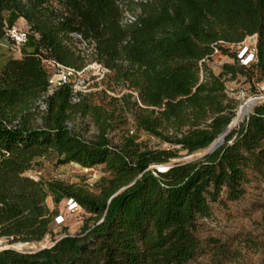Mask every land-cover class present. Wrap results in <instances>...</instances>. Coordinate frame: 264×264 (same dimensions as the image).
<instances>
[{"label": "trees", "instance_id": "1", "mask_svg": "<svg viewBox=\"0 0 264 264\" xmlns=\"http://www.w3.org/2000/svg\"><path fill=\"white\" fill-rule=\"evenodd\" d=\"M123 2L0 0V41L20 18L28 31L21 55L0 64V238L38 243L51 235L57 211L49 196L73 199L87 214L77 233L50 246L1 249L0 264H189L201 249L198 221L213 204L241 199L255 178L264 203V100L215 151L171 162L207 149L234 117L225 79L242 75L254 93L264 83V0ZM251 35L256 59L241 65L228 45ZM215 50L234 60L218 73L208 66ZM87 59L105 70L97 102L71 83L46 93L45 62L83 71ZM112 86L126 91L110 96ZM130 117L135 132L112 144L108 133ZM75 118H88L96 135L74 130ZM139 131L168 147L137 141ZM47 154L56 165H103L108 175L92 189L27 174Z\"/></svg>", "mask_w": 264, "mask_h": 264}, {"label": "rangeland", "instance_id": "2", "mask_svg": "<svg viewBox=\"0 0 264 264\" xmlns=\"http://www.w3.org/2000/svg\"><path fill=\"white\" fill-rule=\"evenodd\" d=\"M124 4H130V0H123ZM126 19H132L129 14H125ZM19 19L11 26L23 27L27 29L26 23H21ZM253 41L249 38L245 39L242 45L244 48H250ZM25 47V45L23 46ZM228 48L236 50V47L228 45ZM22 47L18 48L9 40L0 41V64L9 58H18L21 55ZM231 49V50H232ZM89 50V49H87ZM86 53V51H85ZM87 65L76 81V87L87 93H92L93 99L97 102L101 91L107 90V79L104 76L105 70L95 62L86 60ZM234 60L227 54L215 52L208 66L214 73L221 70L223 64H233ZM225 86L228 95L236 102L235 115L238 109L247 101L252 102L250 111L244 115V121L251 113L253 107L264 100L263 85H256L257 93L249 82L242 75H237L233 80L225 79ZM113 91H107L110 96H119L126 90L120 87L112 86ZM42 108V105H40ZM234 115V116H235ZM39 120L35 118V123ZM69 125L79 132L84 138H91L96 135V127L88 118H75L69 122ZM134 131L132 118H128L125 126L110 131L108 138L112 144H117L119 138L124 132ZM137 141H142L148 146L167 148V144L157 141L153 137H149L144 132H136ZM205 150H200L191 155H185L180 152L181 157L173 159L171 162L186 161L199 157ZM54 156L47 154L40 159V167L33 169L27 174L37 173V176L45 179H58L68 183H84L93 189V184L99 178L107 176L103 165H96L92 168H84L76 163H67L64 165H56ZM164 165H158L156 168ZM263 183L259 178H255L246 185L245 194L236 201H225L220 204L212 205V215L210 218H201L198 221V229L196 235L200 241V252L189 264H264V203L262 200ZM46 204L51 210L57 211V214L63 217V221L53 225V232L47 235L38 243H24L18 246V243L8 244L3 238H0V247L9 246L17 251H32L41 247L48 246L52 239H57L63 234L77 233L87 214L80 209L74 213L65 211V199L55 202L51 196L47 197ZM222 246L224 251L219 252L216 248Z\"/></svg>", "mask_w": 264, "mask_h": 264}, {"label": "built area", "instance_id": "3", "mask_svg": "<svg viewBox=\"0 0 264 264\" xmlns=\"http://www.w3.org/2000/svg\"><path fill=\"white\" fill-rule=\"evenodd\" d=\"M6 40H9L12 45L20 48L24 46L27 42L28 38V31L26 28L23 27H17V26H10L6 29ZM251 39L253 41L252 46L248 48H244L242 50V45L245 39ZM241 43H239L236 46V51H237V60L238 63L241 65H249L250 63L254 62L256 59V35H251L246 37ZM217 52V50H215ZM47 67L50 70V73L48 75V80H47V89L46 93L50 94L54 90H56L58 87L64 85V84H72V88L75 91H83L79 88L76 87V81L82 71H75L74 69L68 68L61 66L57 63H54L52 61L45 62ZM263 85V90H264V83ZM80 210V206L78 203L73 200V199H65V211L68 213H74L76 211ZM63 221V217L59 214H56L54 217V223H58ZM51 243L48 245L50 246ZM46 247V246H45Z\"/></svg>", "mask_w": 264, "mask_h": 264}, {"label": "water", "instance_id": "4", "mask_svg": "<svg viewBox=\"0 0 264 264\" xmlns=\"http://www.w3.org/2000/svg\"><path fill=\"white\" fill-rule=\"evenodd\" d=\"M252 106V105H251ZM247 114V113H246ZM242 121V120H241ZM234 122H233V118L230 121V123L227 125V127H225L221 133L217 136V138L207 147L205 153H212L213 151H215L218 147H220L223 144L224 138L229 134V132L232 130V128L234 127ZM222 136L223 139L222 140H218V138ZM168 166H165V169ZM3 248H11L9 246H4V247H0V250Z\"/></svg>", "mask_w": 264, "mask_h": 264}, {"label": "bare ground", "instance_id": "5", "mask_svg": "<svg viewBox=\"0 0 264 264\" xmlns=\"http://www.w3.org/2000/svg\"><path fill=\"white\" fill-rule=\"evenodd\" d=\"M251 105H252V102H250V101H247V102H245L239 109H238V111H237V113H236V115L233 117V122H234V125H236L237 123H239L243 118H244V115L248 112V111H250L249 109L251 108ZM223 139V137L222 136H220L219 138H218V140L220 141V140H222ZM160 168V170H164L165 169V166H161V167H159ZM24 243H18L17 245L18 246H22Z\"/></svg>", "mask_w": 264, "mask_h": 264}, {"label": "crops", "instance_id": "6", "mask_svg": "<svg viewBox=\"0 0 264 264\" xmlns=\"http://www.w3.org/2000/svg\"><path fill=\"white\" fill-rule=\"evenodd\" d=\"M19 20L22 21L21 23H25V21L22 18H20Z\"/></svg>", "mask_w": 264, "mask_h": 264}]
</instances>
